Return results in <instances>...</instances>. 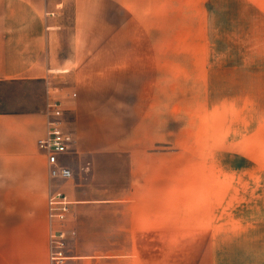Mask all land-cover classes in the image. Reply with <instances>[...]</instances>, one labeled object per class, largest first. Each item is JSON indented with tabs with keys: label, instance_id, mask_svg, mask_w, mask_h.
I'll return each mask as SVG.
<instances>
[{
	"label": "rangeland",
	"instance_id": "374dc122",
	"mask_svg": "<svg viewBox=\"0 0 264 264\" xmlns=\"http://www.w3.org/2000/svg\"><path fill=\"white\" fill-rule=\"evenodd\" d=\"M61 1L63 59L74 65L55 74L49 96L63 104L72 133L78 111L87 110L105 120L102 137H126L135 170L131 189L110 195L113 203L79 204L71 220L82 229L80 243L87 229L92 246L72 238L67 255L88 257L67 264H208L247 226H264V58L248 62L209 40L203 0H125L123 8V0H104V21L95 7L102 0H80L78 25L75 7ZM75 33L78 57L70 56ZM109 48L168 56L152 73L105 72ZM74 145L72 180L86 182L93 158Z\"/></svg>",
	"mask_w": 264,
	"mask_h": 264
},
{
	"label": "crops",
	"instance_id": "0c3cea01",
	"mask_svg": "<svg viewBox=\"0 0 264 264\" xmlns=\"http://www.w3.org/2000/svg\"><path fill=\"white\" fill-rule=\"evenodd\" d=\"M79 1H61L68 3L66 9L75 7L76 25L81 22ZM120 2L123 8L125 0ZM58 5V0H0V264H53L51 235L60 224L49 215L52 193L60 190L73 201L72 214L64 225L67 254L72 238L79 248L92 246L87 229V241L80 243L82 229L71 220L77 217L79 204L88 208L113 203L116 200L110 195L125 194L134 182L133 148H126L131 142L114 134L102 137L105 120L87 110L78 111L73 134L76 153L93 158L92 173L86 182L49 176L47 157L37 142L47 132V103L55 74L71 71L74 65L73 60L63 59V18ZM95 7L102 11L104 21L109 3L102 0ZM199 9L205 16L204 25L210 28L209 40L221 42V49L228 53L239 50L237 56L248 62L257 56L264 58V0H203ZM85 22L92 24V20ZM77 36H69L73 50ZM89 38L85 33L84 41ZM74 51L70 56L78 57ZM102 55L107 59L105 72L149 73L156 71L153 64L158 57L168 56L157 49L110 48ZM149 130L156 135V126L149 125ZM121 159L127 161L123 169L119 168ZM110 185L118 186L117 190L103 187ZM88 211L87 218L93 215V209ZM245 234L225 243L226 251L211 256L208 264H264V226L258 230L247 226Z\"/></svg>",
	"mask_w": 264,
	"mask_h": 264
},
{
	"label": "built area",
	"instance_id": "2783aa9c",
	"mask_svg": "<svg viewBox=\"0 0 264 264\" xmlns=\"http://www.w3.org/2000/svg\"><path fill=\"white\" fill-rule=\"evenodd\" d=\"M63 104L57 98H50L47 112V132L38 140V147L47 157L49 176L52 180L69 181L74 178L71 159L74 134L66 129ZM49 215L60 227L52 233L53 250L50 259L53 264H66L67 232L64 228L72 214L73 201L62 191L52 193L48 200Z\"/></svg>",
	"mask_w": 264,
	"mask_h": 264
}]
</instances>
